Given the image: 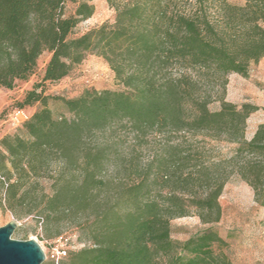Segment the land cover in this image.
Segmentation results:
<instances>
[{
  "label": "trees",
  "instance_id": "obj_1",
  "mask_svg": "<svg viewBox=\"0 0 264 264\" xmlns=\"http://www.w3.org/2000/svg\"><path fill=\"white\" fill-rule=\"evenodd\" d=\"M105 1L112 20L75 34L93 14L91 3L0 0V87L26 81L48 53L39 81L13 103L34 107L15 127L23 134L0 137V207L41 221L46 237L61 222L75 225L86 244L57 264H233L216 230L176 240L170 221L193 212L203 224L218 222L230 175L264 206V123L246 139L257 107L224 97L227 75L245 74L264 57V0H184L194 2L192 10L179 6L183 0ZM87 54L101 57L121 88L86 87L74 97L45 92ZM212 80L217 109L203 91ZM49 99L66 113L54 114ZM119 130L136 143L124 153ZM181 133L235 147L226 159L204 163L171 141ZM156 135L164 141L142 162V143Z\"/></svg>",
  "mask_w": 264,
  "mask_h": 264
},
{
  "label": "rangeland",
  "instance_id": "obj_2",
  "mask_svg": "<svg viewBox=\"0 0 264 264\" xmlns=\"http://www.w3.org/2000/svg\"><path fill=\"white\" fill-rule=\"evenodd\" d=\"M86 1L94 7L93 14L81 21L74 29L75 34H80L89 28L98 26L106 20H112L114 10L105 0H77ZM217 1V0H215ZM228 2H238L239 0H227ZM76 3H68L67 8L72 9ZM186 10H192L195 6L193 1H181L179 4ZM209 13L215 16V10L210 6ZM48 53L44 52L38 59V66L35 72L26 81H17L14 88L5 89L0 87V137L4 134L19 132V128L11 125L10 114L14 110L13 103L19 100L24 93L30 89L33 83L39 81ZM93 87L96 89L121 88L114 73L108 64L99 56L87 54L82 62L72 69L70 74L57 83L47 84L46 93L63 97L77 96L84 88ZM203 91L211 95V109L219 107L218 82L212 80L203 86ZM225 100L240 106L242 103H250L257 107L246 119L245 138L250 139L257 126L264 123V57L257 62L250 63L245 74L229 73L225 85ZM48 106L54 114L66 113V109L59 99H49ZM33 108H27L30 114ZM127 131L119 130L116 134L122 140L118 143L119 150L124 153L129 145H135V139ZM23 134V132H19ZM184 135V136H182ZM115 135L114 137H116ZM154 137V138H153ZM148 136L141 145L143 152L141 161L150 159L155 150L164 141L163 135ZM115 140V139H114ZM172 142H182L184 151H192L198 155V159L204 163L226 159L229 157L235 143L225 140H203L200 136H190L184 133L172 136ZM45 184V182L43 181ZM221 206V217L214 224H203L191 212L188 215L171 219V236L176 240H184L188 236L211 227L225 240L224 247L219 248L231 260L233 264H264V206L259 205L253 196V191L238 176L230 175L225 183L222 193L219 196ZM15 219L18 222L17 228L12 233L15 239H36L43 248L47 249L48 244L60 234L66 233L71 238V250H77L86 243L80 236V231L75 225L67 222L59 223V233L51 237L44 234L41 221L25 216L16 218L10 211L0 207V226L9 220ZM48 231L54 232L55 226H48ZM44 249V250H45ZM218 250V248L216 249ZM45 259L41 264H51Z\"/></svg>",
  "mask_w": 264,
  "mask_h": 264
},
{
  "label": "water",
  "instance_id": "obj_3",
  "mask_svg": "<svg viewBox=\"0 0 264 264\" xmlns=\"http://www.w3.org/2000/svg\"><path fill=\"white\" fill-rule=\"evenodd\" d=\"M18 225L15 219H11L0 226V264H41L46 254L36 239L12 237Z\"/></svg>",
  "mask_w": 264,
  "mask_h": 264
},
{
  "label": "built area",
  "instance_id": "obj_4",
  "mask_svg": "<svg viewBox=\"0 0 264 264\" xmlns=\"http://www.w3.org/2000/svg\"><path fill=\"white\" fill-rule=\"evenodd\" d=\"M29 114L24 109H14L10 114V122L13 127L19 125L23 120L27 119ZM48 244V248L45 249L46 258H49L57 264V261L67 254V251L71 248V238L66 233L60 234L54 238V240ZM43 247V246H42Z\"/></svg>",
  "mask_w": 264,
  "mask_h": 264
}]
</instances>
